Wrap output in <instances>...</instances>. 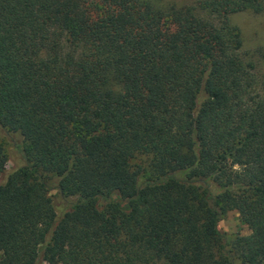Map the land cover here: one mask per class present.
<instances>
[{"label": "trees", "instance_id": "1", "mask_svg": "<svg viewBox=\"0 0 264 264\" xmlns=\"http://www.w3.org/2000/svg\"><path fill=\"white\" fill-rule=\"evenodd\" d=\"M239 12L264 0H0V264H264Z\"/></svg>", "mask_w": 264, "mask_h": 264}, {"label": "rangeland", "instance_id": "2", "mask_svg": "<svg viewBox=\"0 0 264 264\" xmlns=\"http://www.w3.org/2000/svg\"><path fill=\"white\" fill-rule=\"evenodd\" d=\"M179 4H185L191 0H171ZM230 21L236 25L242 35L243 45L242 53L247 59H251L256 65V73L264 76V13L253 14L250 12H239L230 15ZM6 171L9 172L15 167L21 165L22 159L12 145L6 144ZM50 194H56V191H50ZM218 226L220 231L228 236L236 234L247 235L250 230L244 224L236 210L226 212L219 220ZM38 264H46L43 261Z\"/></svg>", "mask_w": 264, "mask_h": 264}]
</instances>
